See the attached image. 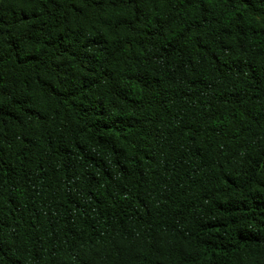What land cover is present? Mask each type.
Here are the masks:
<instances>
[{"label":"trees","instance_id":"obj_1","mask_svg":"<svg viewBox=\"0 0 264 264\" xmlns=\"http://www.w3.org/2000/svg\"><path fill=\"white\" fill-rule=\"evenodd\" d=\"M0 264H264V0H0Z\"/></svg>","mask_w":264,"mask_h":264}]
</instances>
